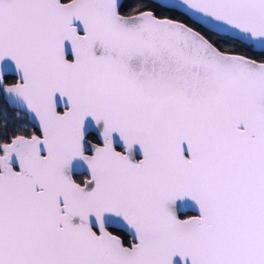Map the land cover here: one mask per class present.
I'll return each mask as SVG.
<instances>
[{"label":"snow or ice","instance_id":"1","mask_svg":"<svg viewBox=\"0 0 264 264\" xmlns=\"http://www.w3.org/2000/svg\"><path fill=\"white\" fill-rule=\"evenodd\" d=\"M166 6L0 0V264H264V0Z\"/></svg>","mask_w":264,"mask_h":264},{"label":"trees","instance_id":"2","mask_svg":"<svg viewBox=\"0 0 264 264\" xmlns=\"http://www.w3.org/2000/svg\"><path fill=\"white\" fill-rule=\"evenodd\" d=\"M127 3L130 8L135 5H140L141 8H147L155 11L157 15H165L173 18L185 19V17L179 11L161 5L153 0H127ZM213 39H215V37H213ZM220 46L225 48L228 47V45L224 42H221ZM235 50L237 52L255 56L256 58H259L261 55V52L259 50H251L241 45H236ZM8 80H11V77H8ZM18 112L19 109L8 105L4 101L2 94H0V125H2L4 121L7 122V131L9 135L15 134V132L18 131L26 130L21 128L20 125L27 123V118L24 117L23 113H20V115L17 116Z\"/></svg>","mask_w":264,"mask_h":264},{"label":"water","instance_id":"3","mask_svg":"<svg viewBox=\"0 0 264 264\" xmlns=\"http://www.w3.org/2000/svg\"><path fill=\"white\" fill-rule=\"evenodd\" d=\"M153 1H156V2H158L159 4L164 5V6H166V4H167V0H153ZM158 16H165V15H158ZM77 23H79V22H77ZM67 47H68V50H69V52H70V50H71V49H70V44H68ZM257 50H258V49H257ZM4 64H5V67H6V68H12V67H14L13 62L10 61V60H6V61L4 62ZM9 73L15 74L14 72H9ZM2 96H3V95H2ZM3 98H4V97H3ZM93 124H94V122L92 121L91 118H89V120L87 121V128H88V129H90V127L95 128V126H93ZM95 130H96V129H95ZM97 131H98V130H97ZM98 134H99V131H98ZM136 150H138V152L141 153V151H140V149H139V146H137ZM75 170H76V172L86 171V170H87V167H86V165H85L82 161H77V162L75 163ZM180 206H181V209H184V208H186V207H190V208H192V209L198 211L197 206H196L195 203L192 202V201L182 202ZM131 234H132V233H131ZM175 264H182V262H181V260H180L179 257H177V258L175 259ZM189 264H190V261H189Z\"/></svg>","mask_w":264,"mask_h":264},{"label":"flooded vegetation","instance_id":"4","mask_svg":"<svg viewBox=\"0 0 264 264\" xmlns=\"http://www.w3.org/2000/svg\"><path fill=\"white\" fill-rule=\"evenodd\" d=\"M8 77H11V80H9V81H12V80H14L16 77H15V74H12V73H8ZM93 126H95L94 124H93ZM96 129V130H95ZM89 130V132H91V133H93V135L92 136H90L89 137V141H90V143H96V142H98L97 141V137H98V131H99V129L95 126V128H93V127H90V129H88ZM98 130V131H97ZM116 141H117V144H118V146H119V144L121 143L120 142V140H119V137H118V135L116 136ZM89 150H91V146H89ZM141 156V153L140 152H138V150H136V157L137 158H139ZM78 174H77V176H76V178L78 179V180H80V179H84V178H86L87 177V170L86 171H80V172H77ZM190 201V200H189ZM181 213L182 214H197L198 213V211H196V210H194V209H192V208H190V207H186V208H184V209H181ZM123 232H124V235H125V242L127 243V237L128 236H130V235H132L131 233V230L130 229H127L126 227H124L123 228Z\"/></svg>","mask_w":264,"mask_h":264}]
</instances>
